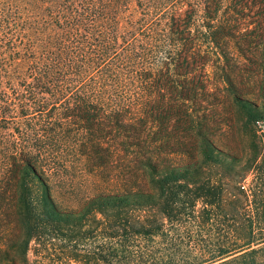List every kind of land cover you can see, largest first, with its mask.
Instances as JSON below:
<instances>
[{"label": "trees", "instance_id": "trees-1", "mask_svg": "<svg viewBox=\"0 0 264 264\" xmlns=\"http://www.w3.org/2000/svg\"><path fill=\"white\" fill-rule=\"evenodd\" d=\"M258 47L264 0H0V264H264V173H205Z\"/></svg>", "mask_w": 264, "mask_h": 264}, {"label": "rangeland", "instance_id": "rangeland-1", "mask_svg": "<svg viewBox=\"0 0 264 264\" xmlns=\"http://www.w3.org/2000/svg\"><path fill=\"white\" fill-rule=\"evenodd\" d=\"M263 51L258 47L253 63L248 64L241 60V70L232 77L233 89L236 88L241 97L248 99L242 108L230 102L232 89L230 86L226 87L218 75L214 74L211 65L205 68L207 89L222 101L219 108L220 118L224 121L221 120L220 127L218 123L212 122L210 134V139L221 152L218 155L221 164L207 167L205 173L212 181L220 179L218 181L226 189L237 180L243 188H248L257 176L264 173V74L261 70L264 69ZM247 113L253 116L252 122L246 121ZM187 161L185 156L178 154H173L168 159L170 163ZM257 188L261 189L260 186ZM28 257L34 258L32 249L28 251Z\"/></svg>", "mask_w": 264, "mask_h": 264}]
</instances>
